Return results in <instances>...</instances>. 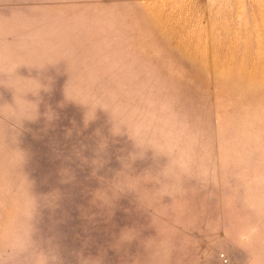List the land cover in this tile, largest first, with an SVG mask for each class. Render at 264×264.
I'll list each match as a JSON object with an SVG mask.
<instances>
[{"label": "rangeland", "instance_id": "obj_1", "mask_svg": "<svg viewBox=\"0 0 264 264\" xmlns=\"http://www.w3.org/2000/svg\"><path fill=\"white\" fill-rule=\"evenodd\" d=\"M65 92L132 108L170 103L195 138L192 168L202 179L158 200L149 175L167 158L149 149L125 170L132 141L109 136L101 109L86 125L87 107ZM32 103L37 118L22 121L16 146L28 155L21 171L31 194L59 197L41 210L34 239L51 241L61 264L98 256L102 264H250L234 243L248 213L231 205L244 195L237 175L264 169V0H0V226L27 195L25 177L5 161L10 121L32 118ZM121 171L136 177L132 187L143 181L148 206L136 192L101 201ZM124 229L137 236L117 247ZM158 231L171 250L149 260L144 241Z\"/></svg>", "mask_w": 264, "mask_h": 264}, {"label": "clouds", "instance_id": "obj_2", "mask_svg": "<svg viewBox=\"0 0 264 264\" xmlns=\"http://www.w3.org/2000/svg\"><path fill=\"white\" fill-rule=\"evenodd\" d=\"M66 98L87 107L84 115L86 125L97 118L96 111L101 109L109 117V136L114 141L115 138L122 136H127L132 141L136 151L122 158L125 170L130 168L134 160L143 158L149 149L153 152V158H167V163L155 176L149 175L152 177L150 180H154L159 185V188L154 191L158 200L164 196L175 199L182 193L183 181L186 179H202L194 173L192 168L190 154L195 145V138L189 126L177 117L170 103L148 101L144 108H132L115 96H98L83 102L79 98L69 97L66 93ZM32 104L35 105L32 118L22 117L19 126L15 125L14 120L10 121L12 126L7 139L8 151L5 163L11 173L22 174L25 177L27 195L17 202L8 222L0 226V264H61L58 249L51 241L34 239L39 232L41 210L54 209L55 201L59 197L56 193L40 198L31 194L32 182L21 171L28 155L16 146L22 121L37 118V104ZM16 110L19 112L18 107ZM5 118L3 110L0 109V120ZM107 146V139H102L100 150H105ZM17 153L22 156L18 158ZM120 173L121 175L116 176L112 181V196H108L107 202L101 201L110 205L118 194L136 192L140 203L145 207L148 206L149 202L140 192L143 181L132 187L136 177L129 175L127 171ZM236 178L243 181L244 195L239 201H234L231 206L234 207L236 203H239L241 209L248 213V219L236 226L234 243L249 254L250 264H262L264 262V169L248 178L243 175H237ZM136 236L134 229L122 230L117 247L131 242ZM144 247L148 252V259L151 260L161 249L170 251L171 241L163 232L158 231V237L144 241ZM85 261L86 264H102V257L82 259L80 264H85Z\"/></svg>", "mask_w": 264, "mask_h": 264}]
</instances>
